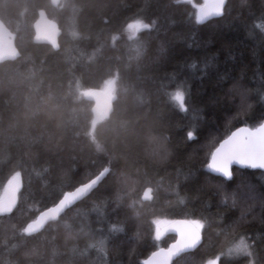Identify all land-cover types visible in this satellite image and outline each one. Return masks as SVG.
I'll list each match as a JSON object with an SVG mask.
<instances>
[{"label": "trees", "instance_id": "trees-1", "mask_svg": "<svg viewBox=\"0 0 264 264\" xmlns=\"http://www.w3.org/2000/svg\"><path fill=\"white\" fill-rule=\"evenodd\" d=\"M201 3L0 0L21 52L0 63V199L14 175L24 182L15 210L0 215V264H143L175 239H155L157 218L203 224L202 243L173 264L221 253L220 264H264V170L235 167L228 180L207 169L218 140L264 121V0H226L221 16L197 24ZM42 8L63 29L59 49L34 39ZM137 19L153 28L137 32ZM110 84L114 108L102 118L88 92ZM177 90L187 111L171 98ZM105 168L90 195L23 233ZM240 236L252 257L227 255ZM102 238L104 253L92 247Z\"/></svg>", "mask_w": 264, "mask_h": 264}, {"label": "snow or ice", "instance_id": "snow-or-ice-1", "mask_svg": "<svg viewBox=\"0 0 264 264\" xmlns=\"http://www.w3.org/2000/svg\"><path fill=\"white\" fill-rule=\"evenodd\" d=\"M225 3L226 0H204L201 5L193 4L196 9V23L201 24L212 17L221 16L225 9ZM133 23L137 32L148 31L153 28V24L147 23L143 19H137ZM261 27L264 28V25ZM171 98L178 104L181 111H187L184 91L177 90ZM187 135L189 139L195 138L193 131H189ZM234 165L252 170H264V122L255 127L245 125L236 128L230 134L218 140L210 150L207 169L212 173H218L222 177L231 180ZM100 179H102V176L80 184L74 191L65 192L59 202L49 210L54 211L56 215H60L64 210L69 209L74 202L89 193L100 182ZM144 198L151 199V189L147 190V195ZM0 214H2V210H0ZM39 219L37 217V220ZM46 222V220L41 223L30 222L22 231L28 235L37 233ZM152 223L155 227L154 236L156 240H160L170 232L175 233L176 239L167 249L158 248L152 252L143 261V264H172L174 257L186 252V250L195 249L201 243L203 224L198 219L170 221L166 218H157ZM111 231L121 232L122 229L113 225ZM105 243L106 239L102 238L92 247L104 253ZM223 255L224 253H221L214 258H209L205 264H220ZM227 255L229 257H252V245L241 238L238 243L228 249ZM248 264H254V262L249 260Z\"/></svg>", "mask_w": 264, "mask_h": 264}, {"label": "water", "instance_id": "water-1", "mask_svg": "<svg viewBox=\"0 0 264 264\" xmlns=\"http://www.w3.org/2000/svg\"><path fill=\"white\" fill-rule=\"evenodd\" d=\"M61 1L62 0H52V4L54 6H58L61 3ZM203 3H204V0H203ZM212 18H215V17H212ZM34 31H35L34 37H35L36 42L50 44L55 49L60 48V36L62 34V28H61L59 22L57 20H55L54 18H52L51 16H49L48 12L45 9L39 10L38 18L34 22ZM20 55H21V52H20V49L16 43V33L13 32L11 30V28L0 18V63L5 61V60H14L17 57H19ZM88 97L93 101L94 113L99 115L102 118L107 117L112 113L113 108H114V104H113L114 99H115L114 84L109 85L107 88L91 89L88 93ZM245 125L246 124L239 125V126L235 127L232 131H234L236 128H239V127H242ZM235 167L240 168V169H244V168H241V167L236 166V165L233 166V169ZM108 172H109V169L103 170V171L99 172L97 175H95L93 178H97L98 176H102V179H100V182H101L104 179V177L107 175ZM213 174L221 176L218 173H213ZM93 178H91L89 181L93 180ZM87 182L88 181H86L84 183H87ZM100 182L89 193H87L85 196L81 197L79 200L74 202V204L72 206H74L77 202L81 201L82 199H84L85 197L90 195V193L100 184ZM84 183H82V184H84ZM23 186H24V182H23L22 176L20 174L14 175L12 177V179L10 180V182L8 183L5 195L0 199V210H2V214H0V215H2V216L9 215L15 210V208L18 205L19 195H20L21 190L23 189ZM75 188L71 189L69 191H74ZM148 189H151V199H145L144 198L147 195ZM69 191H67V192H69ZM142 199L144 201H150L153 199V188L151 186L146 187V189L143 192ZM59 200L55 204H57L59 202ZM55 204H53V205H55ZM53 205L41 210L38 213V215L36 216V218H34L32 221H30V222H36V223H41L45 220L47 221L46 223L43 224V227L39 231H41L47 225V223H49L50 221L58 219L66 210H68V209H66L60 215H56V213L54 211L49 210L52 208ZM72 206H70V208ZM46 210H49V211H46ZM37 217H39L40 219L37 220ZM53 217H55V218H53ZM181 220H189V219L177 218V219L171 220V221H181ZM177 227H179V225H177ZM170 234H175V233L170 232L167 235H170ZM167 235H165V236H167ZM165 236H163V237H165ZM201 236H202V239H201V243H202V241H203L202 230H201ZM175 239H176V235H175ZM175 239L172 240L167 246H161L159 248L167 249L175 241ZM195 249L186 250V252L194 251ZM156 250H154V251H156ZM148 257H146L145 260ZM177 257L173 258L172 264Z\"/></svg>", "mask_w": 264, "mask_h": 264}, {"label": "bare ground", "instance_id": "bare-ground-1", "mask_svg": "<svg viewBox=\"0 0 264 264\" xmlns=\"http://www.w3.org/2000/svg\"><path fill=\"white\" fill-rule=\"evenodd\" d=\"M42 9H43V8H42ZM61 28H62V27H61ZM62 31H63V29H62ZM34 36H35V33H34ZM34 39H35V37H34ZM35 41H36V40H35ZM95 88H104V87H95ZM95 88H92V89H95ZM106 169H109V168H105V169H103V170H106ZM103 170H101V171H103ZM101 171H100V172H101ZM233 171H234V169H233ZM98 173H99V172H98ZM98 173H97V174H98ZM97 174H96V175H97ZM94 176H95V175H94ZM94 176H93V177H94ZM93 177H91V178H93ZM91 178H90V179H91ZM90 179H88L87 181H89ZM85 182H86V181H85ZM83 183H84V182H83ZM81 184H82V183H81ZM79 185H80V184H79ZM77 186H78V185H77ZM77 186H76V187H77ZM74 188H75V187H74ZM74 188H72V189H74ZM152 188H153V187H152ZM70 190H71V189H70ZM67 191H69V190H67ZM67 191H66V192H67ZM62 196H63V195H62ZM62 196H61V197H62ZM153 196H154V195H153ZM61 197H60V198H61ZM55 203H56V202H55ZM55 203H53V204H55ZM53 204H51V205H53ZM51 205H50V206H51ZM47 207H49V206H47ZM47 207H46V208H47ZM44 209H45V208H44ZM42 210H43V209H42ZM39 212H40V211H39ZM37 215H38V214H37ZM35 218H36V217H35ZM175 219H177V218H175ZM175 219H173V220H175ZM185 219H187V218H185ZM189 220H190V219H189ZM170 221H171V220H170ZM198 246H199V245H198Z\"/></svg>", "mask_w": 264, "mask_h": 264}, {"label": "rangeland", "instance_id": "rangeland-1", "mask_svg": "<svg viewBox=\"0 0 264 264\" xmlns=\"http://www.w3.org/2000/svg\"><path fill=\"white\" fill-rule=\"evenodd\" d=\"M201 4H203V0H202V3H201ZM201 4H198V5H201ZM130 27L136 30L134 23H131V24H130ZM104 88H107V86L104 87Z\"/></svg>", "mask_w": 264, "mask_h": 264}, {"label": "flooded vegetation", "instance_id": "flooded-vegetation-1", "mask_svg": "<svg viewBox=\"0 0 264 264\" xmlns=\"http://www.w3.org/2000/svg\"><path fill=\"white\" fill-rule=\"evenodd\" d=\"M241 238H244V239H245V241H246V237H245V236H240V237H239V239H238L236 242H234L233 246H234L236 243H238V242H239V240H240ZM227 252H228V251H227Z\"/></svg>", "mask_w": 264, "mask_h": 264}]
</instances>
